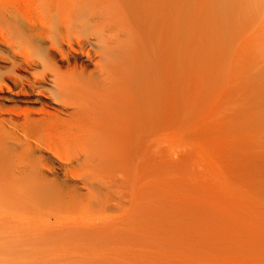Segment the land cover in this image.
<instances>
[{
  "label": "rangeland",
  "instance_id": "obj_1",
  "mask_svg": "<svg viewBox=\"0 0 264 264\" xmlns=\"http://www.w3.org/2000/svg\"><path fill=\"white\" fill-rule=\"evenodd\" d=\"M32 1L0 0V19L10 22L0 20V107L71 121L34 129L19 115L13 133L57 169L45 172L49 196L0 194V264H264V94L213 79L193 22L158 18L159 5L145 0V18L111 3L44 21ZM106 46L114 63L101 59ZM81 67L105 81L79 89ZM56 74L77 75L68 92ZM118 79L126 102L110 95ZM102 98L130 117L113 145L120 153L93 161L91 126L73 112L87 104L80 109L96 116L91 106ZM10 149L31 175L36 154Z\"/></svg>",
  "mask_w": 264,
  "mask_h": 264
},
{
  "label": "bare ground",
  "instance_id": "obj_2",
  "mask_svg": "<svg viewBox=\"0 0 264 264\" xmlns=\"http://www.w3.org/2000/svg\"><path fill=\"white\" fill-rule=\"evenodd\" d=\"M19 1H22V0H19ZM36 1H37V4L35 3ZM146 1L148 2L149 5L150 4L159 5L157 7L161 9L160 10L155 9L158 11L157 12V15H159L158 18L161 16L162 19L163 17L179 19V20L180 19H183V20L190 19V21L193 22L194 27L192 28H194L193 30L194 32L192 33H194V36H195V37L193 36V39L197 40V42L199 41V43H196V41L194 42L196 44H199L200 46L202 42H204L205 47L207 49V50L205 49L206 50L205 52H207L208 64H209L208 66H209L210 74L213 77V79L226 81L227 83H235L239 86L240 85L245 86L247 87V90H244L243 92L248 95L264 94V0H146ZM32 2L34 3V6H37L38 3H40V6L39 5L38 6L40 9H42V11L40 9H38V11L41 12V13L39 12L40 14L43 13L42 15H44V18H45L43 19L44 21L46 20V18H50L49 16L52 15L53 13H59L64 16L67 12H69L67 13V15L71 14L70 11L74 12L78 10L77 6L79 7L84 6V5L88 6L92 4L93 5L100 4V5L109 6L111 3H118L122 7H125L126 9L125 8L124 9L126 11L129 10L130 12L135 13V15L138 14L139 17L141 15L142 17L145 18V12H146L145 7L147 6V5L145 6V4L147 3V2L145 3V0H33ZM32 2L30 4H32ZM94 7H97V6H94ZM109 7L111 8V6ZM74 8L76 10L73 11ZM149 8L152 9L151 7ZM80 9H82L83 11V8H80ZM88 9H90V6H88ZM104 11H106V9ZM151 14L146 13V15H150V16ZM154 15L155 14H153V16ZM157 15L155 16L157 17ZM1 18L3 19L4 17H1ZM3 20L5 22V19ZM5 23H10L9 21H7V18H6ZM188 23L189 22H187V24ZM56 24H57V21H56ZM182 26H183V23H182ZM184 29L186 30L188 29V27ZM30 30H32V28ZM159 31H161L160 28H159ZM27 33L25 35H27ZM161 33H163V31ZM179 33L180 32H178V34ZM30 34H31V31H29L28 35L32 36L33 34V33L31 35ZM166 34L168 33L166 32ZM13 35L15 36V34ZM39 37H42V35L40 36L39 34ZM34 39L29 37V40L26 42L35 44ZM2 41L4 42V40ZM190 41L192 40L190 39ZM121 43H122L121 46H123L121 48H124V52H122L124 54L123 59H125V57L127 59L128 48H129L128 41L123 40ZM37 44L35 45L38 48L39 45ZM8 45L9 44H7V46ZM8 47L11 48V45ZM12 47L15 48V45ZM29 47L31 46L29 45ZM104 48L103 50L105 52V55H100V56L101 57L105 56V60L104 58H101V59H103V62L106 61L105 63L107 64L108 62H113L116 58L113 61H109L110 60L109 55L115 48L108 47V46ZM112 48L113 50H111ZM32 49L35 50V48H32ZM32 49H31V52H32ZM19 50H15V51H19ZM22 50L28 52L27 49L24 50L22 48ZM101 50L98 51L97 53L99 52L102 53ZM107 53H109V55ZM20 54H23V53H20ZM26 54L27 55H25V57L28 59L25 60V65L27 64L30 65L33 62L30 63L29 60L31 57H29L28 53ZM87 58L88 60H90L89 56H87ZM44 60H46L45 56H44ZM103 64L104 63H102V65ZM56 76H57L56 82L58 83L57 85L62 86L60 87L61 91L59 90V92L65 93V92H68V90L70 89V85H71L70 83L73 81L72 79L77 75H71V76L65 77L62 74H56ZM78 76H80L79 77L80 79H78L80 81L81 80L83 81V79L86 78V81L84 80L85 83H83L82 81H81L82 83H80L78 82V80L77 81L74 80L75 81L74 83H76V85L77 83H79L81 84L80 86H82L83 84L84 86L90 88V89H87L86 87H84L86 88L85 90H91L92 88H94L96 86L94 84H96V80L99 77L100 79L97 82L105 81L104 77H102L103 76L102 71H101L100 76L93 78L94 74L92 72H86L84 67L80 68V73L78 74ZM3 77L5 76L0 74L1 81L5 79L4 78L2 80ZM68 84L70 85L67 86ZM71 89L78 90L77 88H74V87L73 88L71 87ZM111 94L122 97L124 101L126 102L127 96H128L126 83L123 84L121 80L118 79V82L111 87L110 95ZM101 95L102 94H99L97 95V97ZM59 96H62V95L59 94ZM59 96L58 98H60ZM64 97H67V96H64ZM62 98L60 99L56 98V100L60 104H62L64 107H66V105L68 104L67 103L65 104L63 102H66L67 98L66 99L64 98L66 101L65 100L63 101ZM104 98L94 101L93 105L91 106V110L96 116L86 115V111L88 109L86 111L84 109H80V106H81L80 104H79L80 106H78V104H75V112H73L75 116V117L73 116V118H76L78 116H80V118H83V119L85 118L86 121L91 126V142H90L91 150H89L87 154L90 155L93 161H95L96 159L100 161L108 160V159L114 158L120 153L119 151H117L120 148V145H119L120 142L118 139H120L121 136L125 134L126 129H127V123L129 120L128 118L130 117V113H127L126 111L123 112V110L121 112L119 110V107L120 106L123 107L124 104H121L120 102L118 106L112 103L108 104L109 102L105 100ZM68 99L71 101L70 98ZM73 100L77 101V99H73ZM86 106L87 104L82 105L81 107H86ZM5 112L9 113V118H3L2 115L6 114ZM43 112L44 113H42L40 117L33 118L31 116L33 112L29 108H24L23 111L18 112L17 110L12 109V108L10 110L9 109L4 110L2 109V107H0V194L6 193V194L17 195L19 193H23V194L30 195V196H33V195L42 196V198L45 196H49L51 194L49 187L44 182L49 177L48 175H46L45 172L51 173L52 175L55 174V171L57 168L55 167L54 164L56 162L53 159H51L49 156H43L42 153H38L39 151H37L38 153L37 155L36 152L31 150V147L27 143H23L22 141L23 139L21 140L18 136H16L13 133L16 129L18 130V128L21 127V125H19L17 122L18 118L19 120L21 118V116L19 117V115H22V120H23V122H20V123H24L26 126L32 127L34 129H37L38 125H39V128H41L42 126H43L42 128H45L48 125L49 126L55 125L56 127H58L59 124L60 126H62L61 124L68 122V121H65L66 119L67 120L69 119L68 117H65L64 119V117H60L58 113H49V112H46L45 110H43ZM10 113H12L11 116H10ZM69 120L71 121V119ZM66 125L67 124H64V127ZM117 142H119L118 145L113 146ZM121 142L123 143L124 146H126L127 143L125 141V138H123ZM13 147L21 148L29 154H36L37 161L34 164L33 172L31 175H29L28 170L32 165H28L26 163H23V161L14 159L15 154H13L14 152L11 153L10 151L11 150L10 148H13ZM123 149H126V148L122 146L120 150L123 151ZM40 151L42 152V150ZM45 151L47 152V150L44 149L43 152L45 153ZM14 236L19 237V235H16V234H14ZM39 236L37 237L36 240H38Z\"/></svg>",
  "mask_w": 264,
  "mask_h": 264
}]
</instances>
